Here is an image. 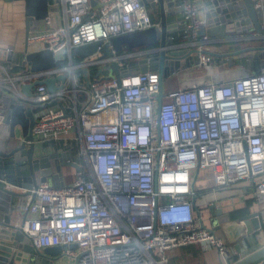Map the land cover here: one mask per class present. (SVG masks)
Listing matches in <instances>:
<instances>
[{"label": "built area", "instance_id": "obj_1", "mask_svg": "<svg viewBox=\"0 0 264 264\" xmlns=\"http://www.w3.org/2000/svg\"><path fill=\"white\" fill-rule=\"evenodd\" d=\"M96 1L97 9L90 0H62V23L52 26L48 16L45 29L29 36V48L54 53L56 68L32 72L29 65L0 62V129L11 103L31 108L40 153L63 143L71 155L67 163L78 167L71 182H42L19 198L16 228L36 251L63 247L50 258L59 264H168L170 252L194 245L216 250L219 264L236 263L238 254L223 233L203 225L199 175L192 186L197 172L213 169L215 194L238 187L244 194L246 188L255 195L264 191V67L220 82L164 89L158 107L159 72L135 67L173 46L125 49L98 60L111 39L159 27L148 8L158 0ZM255 8L261 34H246L244 46L264 47V0H256ZM180 10V46L198 56V64L186 69L211 70L210 54L230 49L208 35L203 0H184ZM91 43H100L96 56L73 62L74 50ZM113 63L120 79L105 75ZM16 67L21 71L13 73ZM60 75L67 79L57 91L40 84L32 96L23 93L27 84Z\"/></svg>", "mask_w": 264, "mask_h": 264}, {"label": "water", "instance_id": "obj_2", "mask_svg": "<svg viewBox=\"0 0 264 264\" xmlns=\"http://www.w3.org/2000/svg\"><path fill=\"white\" fill-rule=\"evenodd\" d=\"M11 1V0H4ZM26 4V45L20 54H14L11 47L9 54L0 50V59L15 62L21 66L29 65L32 72L51 70L58 63L54 53L49 50L31 51L27 45L32 27L40 28V24L49 16L50 0H19ZM93 8L98 6L95 0H90ZM184 0H158L157 4H148L159 7L160 26L139 31L111 39L104 45L102 55L98 60L109 59L114 53H121L125 49L136 50L143 48L173 46L169 54L162 51L158 57L142 60L135 67L141 72L158 71L160 75V93L158 107L162 105L164 97V79L173 71L189 68L198 64L195 50L189 51L181 47V32L184 26L180 6ZM209 20L208 35L223 40L225 52H213L210 55L215 60L224 63L229 60L230 66H241L250 69L255 74L264 67V47L244 46L248 33L261 34V12L255 8L256 0H203ZM100 43H91L74 50L73 55L80 60L95 57ZM233 48V49H231ZM235 49V50H234ZM233 58H236L233 59ZM253 64V65H252ZM114 77L120 79L121 70L118 63L111 64ZM87 73L88 69L82 70ZM98 77V76H97ZM67 77L60 75L23 86V93L33 95V88L45 84L49 91L59 90L66 82ZM59 83V85H58ZM87 84L89 79L87 78ZM8 117L5 125L0 129V264H49L48 260L60 255L63 247L45 248L36 251L23 232L16 228L20 213L15 210V202L42 182L57 186L63 179L64 166L75 164L67 163L71 159L69 152L52 154L40 153L33 136L35 123L34 112L22 104L11 103L8 107ZM21 129V136L16 135V128ZM4 132V133H3ZM199 172L194 177L193 188L196 186ZM61 184V183H60ZM17 188L18 190H15ZM211 228L222 232L227 242L236 251L242 253V243L257 232H264V223L259 214L252 212L234 220L232 212L225 213L218 209L216 204L209 206ZM76 248V246H73ZM264 260V246L251 254L241 258L234 264H256Z\"/></svg>", "mask_w": 264, "mask_h": 264}, {"label": "crops", "instance_id": "obj_3", "mask_svg": "<svg viewBox=\"0 0 264 264\" xmlns=\"http://www.w3.org/2000/svg\"><path fill=\"white\" fill-rule=\"evenodd\" d=\"M96 1V0H95ZM97 2V1H96ZM99 7V4L96 8ZM49 17L52 21V26H58L62 23L64 18L63 13V4L62 0H50L49 2ZM151 16L154 21H160V13L158 5L155 8L148 6ZM26 4L24 1L19 0H11L4 1L0 0V50H5L7 48H14V54H20L24 51L26 45V16H25ZM46 27L45 22L40 24V28L37 29L36 26L32 27L29 36L36 34L40 31H43ZM254 43L249 44V46H253ZM233 49V48H232ZM31 51H39V46L30 47ZM218 48L215 49V52ZM227 59L224 63L222 60H214V63L211 66V70L209 75H207L206 79L203 77L199 83L207 82L210 79H215L223 75L225 79H228V74L232 73V70L229 64V60ZM236 60V58H233ZM0 62L7 64L8 61L1 60ZM228 69V71H227ZM208 70V69H207ZM224 72L221 73V71ZM248 73L245 72V76ZM83 77L82 74H80ZM198 83V82H196ZM65 144H53L47 145L50 148V154L55 152H63L62 149L65 147ZM40 150L41 145H37ZM72 168L71 173L65 172L62 169L65 184L72 181V175L74 174L75 168L72 166H68ZM215 170L206 169L202 170L199 173V183L198 188L200 190V196L198 198V206L203 214V225L205 227L211 228V216L209 212V206L212 203H215L218 209H222L225 213L229 212H237L247 208V201L252 200V207L249 208L247 214L252 212H257L259 214V218L261 222L264 223V191L259 192L257 195L253 194L249 188L247 189V193L244 194L245 188L238 187L232 190H221L217 192V194L212 192L215 185L213 183V177H215ZM210 182L209 184H207ZM246 214V215H247ZM264 246V232H257L255 235L251 236L247 239V241L242 243V253L239 254L236 249L229 244L231 250L236 251L238 254L237 258L240 260L241 258L251 254L252 252L258 250L259 248ZM169 263L168 264H219V256L218 252L214 249L205 250L199 245L189 246L185 248H181L175 251H172L168 254ZM49 264H59L53 260H48Z\"/></svg>", "mask_w": 264, "mask_h": 264}, {"label": "rangeland", "instance_id": "obj_4", "mask_svg": "<svg viewBox=\"0 0 264 264\" xmlns=\"http://www.w3.org/2000/svg\"><path fill=\"white\" fill-rule=\"evenodd\" d=\"M232 70L231 74H228L227 78H234L237 76H244L245 75V69L241 66H232L230 67ZM228 71V69H227ZM224 72V70L221 71V73ZM109 73L110 76H114L112 72V67L106 66L105 67V75ZM210 71L207 70V68H190V69H181L180 71L176 72L175 74L168 76L165 78L164 81V89L165 91H171V90H177L180 87H184L186 85H191L194 82H200L202 80L201 77L206 79L207 75H209ZM104 77V75H103ZM218 80H225V77L221 75ZM206 82V81H205ZM204 83V82H203ZM16 135L21 136V129L19 127L16 128ZM62 150L69 152L67 148H63ZM63 169L68 174L72 172V168L68 166H64ZM208 182L207 184H209Z\"/></svg>", "mask_w": 264, "mask_h": 264}, {"label": "trees", "instance_id": "obj_5", "mask_svg": "<svg viewBox=\"0 0 264 264\" xmlns=\"http://www.w3.org/2000/svg\"><path fill=\"white\" fill-rule=\"evenodd\" d=\"M155 22H157V20H156ZM80 61H81V60H80L78 57H76V56L73 55V62L78 63V62H80ZM67 63H68V61L65 60V61L62 63V65L66 66ZM20 71H21V68H20V67H16V68L12 69V72H13V73L20 72ZM97 72H98L97 69H92V73L96 74ZM245 72L248 73L247 75H250V74H253V73H254V72H252L250 69H245ZM244 76H245V75H244ZM59 149H63V148H60V147H59ZM252 204H253V201H252V200H248V201H247V208L244 209V210H241V211L232 212V213H231L232 218H233L234 220H236V219H238L239 217L246 215V214L248 213V211H249V208L252 207ZM236 259H238V258H236Z\"/></svg>", "mask_w": 264, "mask_h": 264}]
</instances>
